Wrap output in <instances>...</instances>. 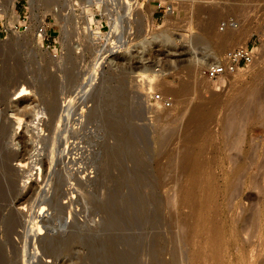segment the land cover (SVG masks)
I'll list each match as a JSON object with an SVG mask.
<instances>
[{
  "label": "rangeland",
  "instance_id": "1",
  "mask_svg": "<svg viewBox=\"0 0 264 264\" xmlns=\"http://www.w3.org/2000/svg\"><path fill=\"white\" fill-rule=\"evenodd\" d=\"M119 1L0 0V264H264V118L242 122L241 144L223 130L264 86V0H138L135 21L116 24ZM145 39L175 90L156 86L151 107L122 58ZM193 39L217 58L247 43L258 55L212 82ZM109 49L118 57L79 94ZM36 146L42 179L24 185Z\"/></svg>",
  "mask_w": 264,
  "mask_h": 264
},
{
  "label": "bare ground",
  "instance_id": "2",
  "mask_svg": "<svg viewBox=\"0 0 264 264\" xmlns=\"http://www.w3.org/2000/svg\"><path fill=\"white\" fill-rule=\"evenodd\" d=\"M109 1V0H108ZM172 1V0H171ZM170 1V2H171ZM119 2H123V5L122 6H119V7H117V9L119 8V10H118V13L120 14H118V16L116 15V17H115V15H114V17H115V20H114V22L116 23V24H118V23H124V24H132V22L133 21H135V16H136V10H137V5L139 4V1L138 0H121V1H119ZM173 2V1H172ZM176 2V1H175ZM138 3V4H137ZM144 4V3H143ZM142 4V5H143ZM114 5H115V3H114ZM142 5H140L141 7H142ZM116 7V6H115ZM115 11V10H114ZM92 15V14H91ZM92 19V18H91ZM93 20V19H92ZM92 20H91V22H92ZM95 20V19H94ZM94 22V21H93ZM111 22L112 23H114L113 22V20H111ZM192 22V21H191ZM96 23V22H95ZM163 31V30H162ZM209 33L210 34H213V35H215V36H217V34L214 32V30H213V28H212V26L209 28ZM229 33H231V32H229ZM228 34V33H227ZM153 38V37H152ZM160 40V39H159ZM175 40V39H174ZM174 40L169 36V35H164L163 37H161V40L160 41H162V43L165 45V46H167V48H168V50L169 49H175V47H176V45L178 44H176L175 42H174ZM159 42V41H158ZM188 42V45H186V46H188V49H189V58H190V60H192V61H195L197 64H201V65H203L204 67H202V71L206 68V67H208L209 65H211V64H214L215 62H217V60H218V58L217 57H215L214 55H212L211 53H208V52H206L205 51V49H201V51L199 50L198 51V48H197V45L196 44H199V39H193V40H189V41H187ZM153 43V39H145L144 41H141V42H139V41H137V42H135V44H132V46L134 45V52L132 51V52H130V48H127V51L129 52V53H124L123 55H122V58L123 59H127V60H129V61H135V63H136V65L138 64V66L136 67L137 69L134 71V72H129L132 76L134 75V76H136L137 77V79H139L140 78V80L141 81H143L144 82V86L142 87V89H144L145 90V92H146V106L148 105V106H150L151 107V105H153V104H151L150 103V99H151V93H152V90H154V88L156 87V86H160V85H162L163 84V89L165 90V91H174L175 92V90H174V88H173V86H170V85H167V84H165V82H163L161 79H159V76H160V74H159V72H157V70H160V68L159 67H156L155 66V64L154 63H156V62H158V64H160L159 63V61L161 60V59H159V58H155L154 60H155V62L154 63H149L150 61H148V57H147V54L149 55V56H151L150 54H149V51H151L150 50V45ZM131 46V45H130ZM185 46V45H184ZM126 48V46L125 45H123V44H121V46H120V48ZM187 48V47H186ZM118 49V48H117ZM115 51H116V49H109V50H106L105 52H103V53H101V54H99L100 56L96 59V61H95V63H94V65L92 66V69H91V71L89 72V75L86 77V80L84 81V83L83 84H81L80 85V88H81V90H80V92H79V94H85V93H87V91L88 90H90V87L95 83V81L98 79V75H99V73L101 72V70L103 69V66L105 65V63L106 62H110V63H113L114 62V60L118 57L117 56V54H115ZM152 52V51H151ZM170 54V53H169ZM199 54H201V56L199 55ZM98 56V55H97ZM106 58H108L109 59V61L106 59ZM162 61V60H161ZM169 63V62H168ZM157 64V63H156ZM157 64V65H158ZM161 65V64H160ZM121 66H123V65H121ZM128 65H126L125 67H127ZM159 66V65H158ZM175 67V66H174ZM174 67H172V68H174ZM171 68V67H170ZM169 68V69H170ZM127 69V68H126ZM239 70H241V69H239ZM238 71V70H237ZM165 71H163V73H164ZM235 73V72H234ZM88 74V73H87ZM162 74V73H161ZM164 74H166V73H164ZM163 74V75H164ZM162 76V75H161ZM204 76V75H203ZM163 77V76H162ZM205 79H207L206 77H204ZM142 84V83H141ZM140 84V85H141ZM263 85H264V81H263ZM158 86V87H159ZM157 88V87H156ZM251 97H249V99L244 103V105L239 109V110H236V111H234V112H231V113H229L228 115H227V117H226V119H225V123H224V131L225 132H228L227 134H229V132H230V136H232L233 134L236 136V137H234V139H232V141L233 142H235V144H241V140L243 139V142H244V137H243V135L241 134L242 132H240V128H241V130H243L242 129V127H241V125L245 128L246 126V124L249 122V124H250V122H252V121H250V120H253L252 118H254L255 119V117H257V116H261V118L263 117L264 118V104L263 103H261V102H264V86H259V85H257V86H255L252 90H251ZM81 96V95H80ZM151 96V97H150ZM164 98V97H163ZM154 99L155 100H157L158 102H162L163 103V101L161 100V99H156L155 97H154ZM67 101V100H66ZM70 101H72V100H69V103H70ZM249 101H250V103H249ZM83 102V101H82ZM85 102V101H84ZM86 102H87V100H86ZM68 103V104H69ZM73 103V105H74V101L72 102ZM71 103V104H72ZM262 105H261V104ZM17 104H18V102H17ZM263 107V108H260L261 106ZM154 106V105H153ZM201 106V105H200ZM204 106V105H203ZM69 108V106L67 105V103L65 104V105H63L62 106V113L60 114V118H61V120L63 121V115H64V112H65V110H67V109ZM195 108V107H194ZM200 108V107H199ZM75 109V108H74ZM84 109V108H83ZM203 108H201L200 110H202ZM82 111H84V110H82ZM197 111V110H196ZM202 111H204V110H202ZM69 112V113H68ZM192 112V111H191ZM199 112V111H198ZM204 112H206V111H204ZM67 113H68V115H70L71 113H72V111H70V110H67ZM81 113V112H80ZM22 114H24L25 116H27V117H29L30 119H28V120H26L25 121V124L26 123H29L30 125H33L34 127H36V129H38V122L36 121V111L31 107V108H27V109H24L23 110V112H22ZM74 114V113H73ZM203 114V113H202ZM20 115V114H19ZM201 115V114H200ZM190 116H192V115H190ZM195 116H198V114H195ZM65 117H67V116H65ZM198 117H200V116H198ZM220 117V116H219ZM192 118H194L193 116H192ZM202 118V116L199 118V119H201ZM82 119V118H81ZM80 119V120H81ZM189 119H191V118H189ZM195 120H196V118H194ZM220 119V118H219ZM258 119V118H257ZM260 119V118H259ZM193 120V119H192ZM194 120V121H195ZM261 120V119H260ZM199 121V120H198ZM198 121H196V122H198ZM201 121V120H200ZM199 121V122H200ZM217 121V120H216ZM244 121V122H243ZM254 121V120H253ZM221 122V121H220ZM245 124H243V123ZM190 123V122H189ZM242 123V124H241ZM193 124V123H192ZM205 124V123H204ZM204 124H203V126H204ZM201 126V125H200ZM202 126V127H203ZM201 130V129H200ZM197 131V130H196ZM202 131V130H201ZM245 132V131H244ZM197 133V132H196ZM207 133V132H206ZM39 135H40V132L38 133ZM244 134V133H243ZM207 135V134H206ZM198 136H199V134H198ZM197 136V137H198ZM194 137V136H193ZM206 137V136H205ZM195 139V138H194ZM195 142H197V141H195ZM202 143V142H201ZM200 145H202V144H200ZM197 146H198V144H197ZM190 150V149H189ZM36 151V152H35ZM35 151L33 152V154H31V160H30V162H31V164H32V169H36L35 171H33V170H31V172H29V174H28V176L27 177H25L26 179H24V185H27V184H29L30 182H31V180H32V178L34 177L33 176V174L34 173H36V180H41L42 179V175H43V169H42V167L39 165V159H41V156H42V153H41V149L38 147V146H36V148H35ZM191 151V150H190ZM195 152H197V151H195ZM185 153H187V152H185ZM199 154V153H198ZM197 154V155H198ZM211 154V153H210ZM185 157H188L189 156V153H187L186 155H184ZM190 156H193V154L192 155H190ZM189 156V157H190ZM194 156L196 157V155L194 154ZM185 157H184V159H185ZM188 157V158H189ZM30 159V158H29ZM187 159V158H186ZM188 160V159H187ZM196 160H198L197 159V157H196V159H194V161L196 162ZM184 161V160H183ZM191 161V160H190ZM182 163V162H181ZM194 163V162H193ZM30 164V165H31ZM191 164V163H190ZM200 164V163H199ZM185 165V164H184ZM202 165V164H201ZM29 166V165H28ZM189 166V165H188ZM193 166V165H192ZM194 166H196V165H194ZM194 166H193V168H194ZM198 170V169H197ZM192 171V170H191ZM188 172H190L189 170H188ZM193 172V171H192ZM199 172V171H198ZM197 172V173H198ZM195 175V174H194ZM197 175V174H196ZM193 177V176H192ZM195 177V176H194ZM35 178V177H34ZM211 182V181H210ZM188 189V188H187ZM188 191V190H187ZM186 192V191H185ZM214 234V233H213ZM207 258V257H206ZM216 262H218V261H216Z\"/></svg>",
  "mask_w": 264,
  "mask_h": 264
},
{
  "label": "built area",
  "instance_id": "3",
  "mask_svg": "<svg viewBox=\"0 0 264 264\" xmlns=\"http://www.w3.org/2000/svg\"><path fill=\"white\" fill-rule=\"evenodd\" d=\"M258 55V46L254 44H245L229 48L222 53L217 62L209 65L203 70V75L212 82L222 83L239 69H246L256 59ZM156 99H161L165 106L171 105L170 98L163 96L160 93L155 94Z\"/></svg>",
  "mask_w": 264,
  "mask_h": 264
}]
</instances>
